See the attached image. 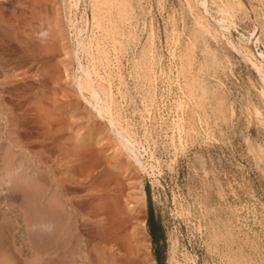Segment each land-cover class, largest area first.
I'll use <instances>...</instances> for the list:
<instances>
[{
    "label": "rangeland",
    "instance_id": "1",
    "mask_svg": "<svg viewBox=\"0 0 264 264\" xmlns=\"http://www.w3.org/2000/svg\"><path fill=\"white\" fill-rule=\"evenodd\" d=\"M205 1L207 11L201 0H0V251L8 264H45L58 252L83 264V253L95 258L100 247L116 264L128 256L158 264L157 248L161 264H264V82L242 56L255 29L264 54V0ZM81 67L104 101L102 117ZM20 164L54 197L56 216L68 212L67 237L57 233L49 245L29 236L36 212L14 182ZM149 210L165 236L156 245Z\"/></svg>",
    "mask_w": 264,
    "mask_h": 264
},
{
    "label": "bare ground",
    "instance_id": "2",
    "mask_svg": "<svg viewBox=\"0 0 264 264\" xmlns=\"http://www.w3.org/2000/svg\"><path fill=\"white\" fill-rule=\"evenodd\" d=\"M245 1V0H244ZM103 3H104V1H103ZM201 4L203 5V7H204V9H205V11H207V7H206V1L205 0H201ZM247 5V4H246ZM246 5H244V6H246ZM247 7V6H246ZM246 9H248V8H246ZM226 11V10H225ZM248 11V10H247ZM223 12H224V10H223ZM249 12V11H248ZM209 14V13H208ZM207 14V15H208ZM202 16V15H201ZM204 16V15H203ZM210 16V15H209ZM205 17V16H204ZM207 18V17H206ZM205 20V19H204ZM211 20H213V19H211ZM214 21H215V19H214ZM220 21V19H218L217 20V22H219ZM216 22V23H217ZM221 22V21H220ZM210 24V23H209ZM207 25V24H206ZM218 27V26H217ZM205 28V27H204ZM213 29V28H212ZM226 29V28H225ZM86 31V30H85ZM257 41H258V31H257V29H255V31L250 35V37H249V39H248V44L251 46V50L248 52V53H246V55L245 54H243L242 56L246 59V60H249V62L252 64V66L260 73V75H261V79H262V81L264 82V71H262V68H261V65H264V54L261 52V51H258L257 50V48H256V43H257ZM249 48V47H248ZM235 49V48H234ZM249 50V49H248ZM248 62V63H249ZM83 67V66H82ZM81 67V70H82V72H83V74L85 75V79H86V83L91 87V79H90V77H89V73H88V71L87 70H85V68H82ZM185 71H187V70H185ZM79 84V86H80V82L78 83ZM92 88V91H93V94H94V96H95V102H94V104H92V107L96 110V113L99 115V116H101L102 117V112L101 111H103V109H104V105H103V103H104V101H103V103H102V101H101V98H100V96H99V94H98V92L96 91V89L94 88V86H92L91 87ZM260 93H262V91L260 92ZM111 98V97H110ZM223 102V101H222ZM106 104V103H105ZM107 105V104H106ZM105 105V106H106ZM103 108V109H102ZM106 110V109H105ZM107 110H109V109H107ZM110 115V114H109ZM114 116V115H113ZM107 123H108V125H109V127L112 129V131H114V133L115 134H117L118 136H121V137H123V135L121 134V131L120 130H118V128L116 127V125L114 124V122H113V118H108V120H107ZM122 145L124 146V149L128 152V154H129V156L133 159V161H134V163L137 165V167L139 168V169H142V170H145V167H144V162L141 160V157H140V154H139V152H137V149H136V147L132 144V143H130V142H128V141H124L123 143H122ZM10 154V153H9ZM4 159V158H3ZM2 161V160H1ZM7 161V160H6ZM4 165V164H3ZM13 160H12V158H11V164H10V167L12 168L13 167ZM6 166V165H5ZM9 167V166H8ZM7 167V168H8ZM13 169V168H12ZM17 169H19V171H18V175H17V179L16 180H14V182L16 183V185L18 186V188L20 189V191H21V194L22 195H24V201H25V203L26 202H29L30 200L32 201H34V205H33V207L35 208V212H36V214H35V216H31L30 217V219L29 218H27V220H26V224L27 225H29L30 224V226H31V228H32V234H30L29 236L31 237V235H35L37 238H45V241H47L48 239H51V237H55V236H53V235H55V234H57V233H61V232H63V227L66 225V222L63 220V216H65V215H67L66 213H68L67 211H63L64 213H65V215H63V216H56V212L58 211V210H56V206H55V203L53 202V198H51V195H48V192L49 191H47V190H45V189H43L42 190V188H40L38 185H37V183L35 182V177H33L32 175H31V169H28V168H24V167H22V165L20 164V165H18L17 166ZM141 171V170H140ZM147 172V171H146ZM63 173V172H62ZM15 174V173H14ZM13 174V175H14ZM17 174V173H16ZM65 174V173H64ZM63 174V175H64ZM36 175V174H35ZM2 176V175H1ZM13 177V176H12ZM37 177V176H36ZM42 179V178H41ZM61 180V179H60ZM37 181V180H36ZM56 181V180H55ZM63 181V180H62ZM61 181V182H62ZM48 182V181H47ZM59 183V182H58ZM39 184V183H38ZM47 184V183H46ZM6 185V184H5ZM10 185V184H9ZM42 185V184H41ZM59 185V184H58ZM11 186H13V185H11ZM16 186V187H17ZM47 186V185H46ZM45 186V187H46ZM45 187H43V188H45ZM47 188V187H46ZM14 191V190H13ZM143 191V190H142ZM62 192V191H61ZM7 193V192H6ZM10 194V193H9ZM144 194V193H143ZM6 196H7V194H5ZM53 195V194H52ZM19 196V195H18ZM65 196V195H64ZM63 196V197H64ZM55 197H57V196H55ZM7 198H8V196H7ZM19 198H21V196L19 197ZM36 199V200H35ZM60 201V200H59ZM22 202V201H21ZM15 203V202H14ZM19 203V202H18ZM17 203V204H18ZM62 203H64V202H62ZM25 205V204H24ZM28 205H30L29 203L27 204V206ZM142 205H143V198H142V196H139L138 198H137V200H136V202L135 203H132V204H129V210H130V212H134V213H137L138 211H140V209H141V207H142ZM26 206V205H25ZM27 206L26 207H23L24 209L25 208H27ZM10 207H12V206H10ZM20 207V206H19ZM30 207H31V205H30ZM29 207V208H30ZM60 207V206H59ZM34 208H33V210H34ZM63 208V207H62ZM31 209V208H30ZM98 209V208H97ZM63 210V209H62ZM22 211H26V210H22ZM56 211V212H55ZM62 212V211H61ZM24 214V213H23ZM25 214H26V212H25ZM31 214V213H30ZM62 214V213H61ZM23 216V215H22ZM63 217V218H62ZM68 217V216H67ZM24 219V218H23ZM29 219V220H28ZM6 223V222H5ZM8 224V223H7ZM7 224H5V225H7ZM68 224V223H67ZM70 224V223H69ZM74 224V223H73ZM4 225V226H5ZM9 225V224H8ZM71 225V224H70ZM13 226V225H12ZM8 227V226H7ZM10 227V226H9ZM28 227V226H27ZM26 227V228H27ZM66 228V227H65ZM14 229V228H13ZM67 230V228L65 229V231ZM68 230H69V228H68ZM24 232V231H23ZM28 231L26 230V233H27ZM68 232V231H67ZM136 232H137V234L139 233V237L142 239V240H144V238H145V235H146V233H145V226H144V222L143 221H139V223H137V227H136ZM20 234V233H19ZM14 235V234H13ZM61 235V234H60ZM63 235H64V232H63ZM64 236H66V233H65V235ZM68 236V235H67ZM66 236V237H67ZM29 237V238H30ZM59 237V239H60V236H58ZM65 237V238H66ZM37 238L36 239H34V238H32V240L34 239L35 241L37 240ZM46 238H48L47 240H46ZM62 238V240H64V238L63 237H61ZM57 239V238H56ZM56 239H51L52 241H54V240H56ZM67 239V238H66ZM65 239V240H66ZM31 240V239H30ZM33 240V241H34ZM64 240V241H65ZM76 240V239H75ZM74 240V243L76 242ZM27 241V240H26ZM40 241V240H39ZM57 241H59L58 239H57ZM68 241V240H67ZM84 241V240H83ZM71 242H73V241H71ZM77 242H79L78 240H77ZM81 242V241H80ZM34 243H36V242H34ZM39 243H41V242H39ZM47 243H50L49 241H47ZM46 243V244H47ZM52 243V242H51ZM51 243L49 244V245H51ZM54 243V242H53ZM59 243V242H58ZM67 243V242H66ZM65 243V244H66ZM103 243V242H102ZM31 244V246H32V243H30L29 242V245ZM37 244V243H36ZM43 244H45L43 241H42V244L41 245H43ZM55 244V243H54ZM57 244V243H56ZM60 244H62L61 243V241H60ZM60 244H57V245H60ZM64 244V245H65ZM78 244V243H77ZM76 244V245H77ZM114 244V243H113ZM73 245V244H72ZM86 245V244H85ZM84 244H83V250L85 249V246ZM46 246V245H45ZM48 246V245H47ZM46 246V248H48ZM74 246V245H73ZM91 246V245H90ZM15 247H16V245H15ZM28 247V246H27ZM66 247V246H65ZM64 247V248H65ZM31 248V247H30ZM37 249H38V247H36ZM59 248H63L62 247V245H61V247H57V250L59 249ZM76 248V247H75ZM79 248V247H78ZM36 249V250H37ZM43 249H44V247H43ZM51 249H52V247H51ZM66 249H67V247H66ZM109 249V248H108ZM108 249H106V248H101L100 247V249H99V251H98V255H97V257H95V258H91V257H89L88 256V254H87V252H84L83 253V264H94L93 263V261L92 260H94L95 261V259H96V263L97 264H116L115 262L117 261V258L115 257V255H114V253L112 252V251H108ZM16 250H18V249H16ZM56 250V251H57ZM60 250V249H59ZM63 249H61V253L62 252H66L67 250H63ZM68 250H70L69 248H68ZM76 250V249H75ZM19 253L21 254V255H26L27 253L29 254V251L27 250V248H24V247H21L19 250ZM35 251V250H34ZM38 251V250H37ZM52 251V250H51ZM72 252H74V247H73V250H72ZM35 253V252H34ZM37 253V252H36ZM59 253L60 252H58L57 254H55L56 256L54 257V258H52V257H48V258H46V259H44V263L45 264H70L71 262H66L65 261V259H64V257L66 258V256H63L62 254L61 255H59ZM76 254H78L77 252H75ZM38 254V253H37ZM41 254V253H40ZM50 254H51V252H50ZM49 254V255H50ZM52 254H54L53 252H52ZM71 254H74V253H71ZM94 255V254H93ZM37 256V255H36ZM53 256V255H52ZM91 256V255H90ZM125 257V256H124ZM123 258V257H122ZM40 259V258H39ZM73 260V259H72ZM140 260V259H139ZM143 260L145 261V262H147L148 263V259H145V257L143 258ZM143 261V262H144ZM172 261V260H171ZM73 262V261H72ZM75 262V261H74ZM119 262V261H118ZM9 263V262H8ZM7 263V260H6V258H5V255L2 253V251H0V264H8ZM34 263V262H33ZM135 262L128 256L127 258H125V259H123L119 264H134ZM43 264V263H42ZM149 264V263H148ZM171 264V263H170Z\"/></svg>",
    "mask_w": 264,
    "mask_h": 264
},
{
    "label": "trees",
    "instance_id": "3",
    "mask_svg": "<svg viewBox=\"0 0 264 264\" xmlns=\"http://www.w3.org/2000/svg\"><path fill=\"white\" fill-rule=\"evenodd\" d=\"M148 232L152 238L153 243L156 245L159 241H164V233L163 229L159 223V221L155 220L151 210H149V218H148ZM163 245V244H162ZM156 259L158 264L162 263V258H160V251L157 248L156 250Z\"/></svg>",
    "mask_w": 264,
    "mask_h": 264
}]
</instances>
